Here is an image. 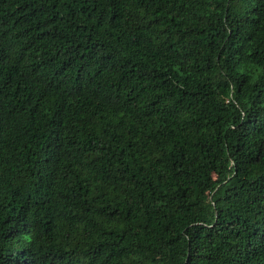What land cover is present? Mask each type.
I'll return each mask as SVG.
<instances>
[{
	"label": "trees",
	"instance_id": "16d2710c",
	"mask_svg": "<svg viewBox=\"0 0 264 264\" xmlns=\"http://www.w3.org/2000/svg\"><path fill=\"white\" fill-rule=\"evenodd\" d=\"M0 264H264V0H0Z\"/></svg>",
	"mask_w": 264,
	"mask_h": 264
}]
</instances>
